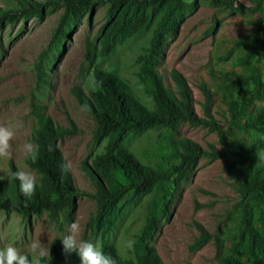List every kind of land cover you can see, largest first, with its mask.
Segmentation results:
<instances>
[{"label":"rangeland","instance_id":"rangeland-1","mask_svg":"<svg viewBox=\"0 0 264 264\" xmlns=\"http://www.w3.org/2000/svg\"><path fill=\"white\" fill-rule=\"evenodd\" d=\"M232 2L233 8H228L195 0L176 17V28L167 38L156 69L172 89L176 84L171 72L181 77L190 92L194 123L182 122L174 131L146 130L129 138L123 146L141 162L156 165L159 135L189 139L208 154L223 148L232 152V138L246 142L258 135L235 124L227 102H244L252 115L264 110V90L262 98L256 97L251 81L255 76L264 87V0ZM0 8H7L6 0H0ZM106 8L98 4L76 24L66 22V35L57 38L53 34L64 13L60 7H45L41 15H19L0 24V125L15 129L13 155L0 158V177L9 180L10 170H25L38 182L37 172L25 163L23 145L34 144L33 131L44 115L53 125L72 131L61 137L57 146L71 165L73 185L79 190L75 205L56 220H51L47 211L24 217L0 208V248L14 245L31 259L30 245L38 242L47 255L49 243L67 235L69 225L78 222V239L101 249L112 246L120 264H136L128 242H135L143 225L148 196L129 204L106 237L94 228L91 215L96 212V189L83 167L102 152L105 141L93 139L94 121L71 90L78 86L87 95L93 88L94 68L99 67L123 78L144 105L153 107L137 73L138 58L148 45L155 20L101 58ZM257 44H261L258 50ZM263 154L261 151L253 157ZM240 207L225 158L202 156L175 193L171 213L161 218L149 245L163 264H220L221 256L241 257L242 249L232 247L239 230ZM201 232L206 241L191 250L189 245Z\"/></svg>","mask_w":264,"mask_h":264},{"label":"trees","instance_id":"trees-1","mask_svg":"<svg viewBox=\"0 0 264 264\" xmlns=\"http://www.w3.org/2000/svg\"><path fill=\"white\" fill-rule=\"evenodd\" d=\"M194 1L44 0L32 3L30 0H6L7 8H0V24L19 15L26 18L30 14L41 15L45 7H60L64 13L53 34L57 38L61 34L66 35V22L76 24L96 5H106V22L101 28L99 51L101 58H105L116 45L135 36L155 20L148 45L138 58L140 65L137 73L153 107L144 105L123 78L99 67L94 68L93 88L87 95L78 86L71 90L94 121L93 139L105 141L102 152L83 167L85 177L96 189L97 206L96 212L91 215V222L104 238L129 204L148 196L144 222L132 245L133 255L136 264H163L155 249L149 245L161 218L169 217L174 195L191 174L197 160L205 155L223 156L240 197L239 230L232 247L235 251L241 248L242 256H221L219 262L261 264L264 260V154L257 158L253 155L264 152V110L252 115L247 113L244 102H227V111L235 124L253 129L258 134L246 142L232 138V152L223 148L220 152L213 153L212 150L208 154L189 139L159 135L155 154L158 161L155 166H150L123 146L129 138L146 130L174 131L182 122L194 123L190 92L181 77L171 72L176 84V89H172L165 85L163 76L156 69L167 38L176 28V17ZM207 1L216 6L223 4L233 8L232 0ZM8 12L11 14L8 15ZM256 47L260 49L261 44ZM251 81L253 94L262 98L263 85L255 76ZM71 132L66 127L53 125L49 117H40L32 134L34 144L39 146L37 159L33 162L30 157L25 158V163L39 176L36 192L26 201L17 180L12 177L0 180V208L15 211L24 217L47 211L50 219L56 220L75 205L79 190L73 185L71 172L62 171L61 164L66 161L57 146V141ZM12 172L13 169L10 174ZM205 237V233L201 232L189 248L194 250L202 246ZM102 251L115 259L116 264L122 263L112 246H106ZM41 264H81V261L75 251L65 253L61 238H57L49 243Z\"/></svg>","mask_w":264,"mask_h":264},{"label":"clouds","instance_id":"clouds-1","mask_svg":"<svg viewBox=\"0 0 264 264\" xmlns=\"http://www.w3.org/2000/svg\"><path fill=\"white\" fill-rule=\"evenodd\" d=\"M14 126L0 125V158L10 159L13 155L12 143L14 139ZM38 145L26 143L23 145L24 154L30 157L33 162L37 159ZM71 165L67 162L61 164L64 172L70 170ZM11 177L19 182L20 193L25 197L26 201L30 200L37 189V178L29 171L17 170L12 172ZM4 177H0L3 180ZM81 232V226L78 222H73L68 227V234L61 238L63 250L65 253L75 251L80 258L81 264H116L115 259L110 255H106L102 249L90 241L78 239ZM133 241L128 242L131 248ZM31 259L28 254L22 253L14 245H8L0 248V264H41V259L46 256V252L42 249L38 242L30 245Z\"/></svg>","mask_w":264,"mask_h":264}]
</instances>
